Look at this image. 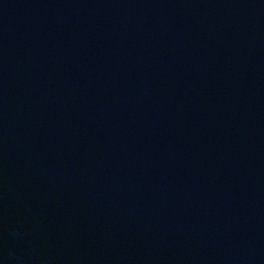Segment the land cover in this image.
Segmentation results:
<instances>
[{
    "label": "water",
    "instance_id": "obj_1",
    "mask_svg": "<svg viewBox=\"0 0 264 264\" xmlns=\"http://www.w3.org/2000/svg\"><path fill=\"white\" fill-rule=\"evenodd\" d=\"M0 264H264V0H0Z\"/></svg>",
    "mask_w": 264,
    "mask_h": 264
}]
</instances>
